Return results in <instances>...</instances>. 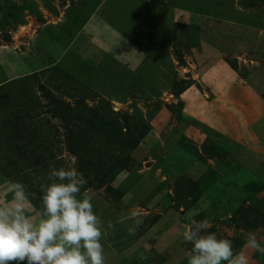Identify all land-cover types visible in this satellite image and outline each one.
I'll return each mask as SVG.
<instances>
[{
	"label": "rangeland",
	"instance_id": "374dc122",
	"mask_svg": "<svg viewBox=\"0 0 264 264\" xmlns=\"http://www.w3.org/2000/svg\"><path fill=\"white\" fill-rule=\"evenodd\" d=\"M243 1L254 0H1L0 85L5 86L0 88V208L12 204L16 191L3 169L15 175L17 167L23 168L25 192L35 190L34 201L42 207V187L48 183L50 169L66 167L74 160L87 181L82 195L91 196L103 222L106 264H188L192 244L183 240L184 230L204 219L199 211L196 217L173 206L175 201L185 204L191 198L179 179L192 182L181 173L216 167L219 160L231 170L227 180L233 176L260 192L255 200L237 202L236 192L226 206L223 201L209 206V231L231 239L234 252L246 251L250 264H264V255L243 247L250 232L264 239V204L259 203L264 199V118L253 125L246 123L255 107L264 106V54L253 52L257 43H263L259 37L264 30V0L250 6ZM208 44L223 50L229 70L243 79L233 85L228 81L233 77L219 68L210 71L213 79L226 76L222 124L232 129V139L220 126L221 117L217 120V113L221 116L223 111H216L210 99L205 103L195 91L187 101L183 94L194 83L203 92L195 72L215 65L203 63L216 59L205 53ZM223 69L229 71L227 65ZM176 82L188 86L181 90L174 86ZM246 91L253 98L243 104L229 98ZM54 97L74 110L88 106L100 111H141L150 130L129 152L133 161L119 182L104 165L115 161L118 152L113 147L101 142L92 146L90 154L69 151L70 144H78L74 136L68 138L71 132L95 134L79 121L55 116ZM187 103L194 119L186 114ZM241 125L245 131L235 142ZM35 130L33 145L29 138ZM211 135L223 140V148L209 165L205 158L216 147ZM36 154L43 159L37 167L32 163ZM89 159L101 163L92 166ZM117 186L121 196L111 190ZM215 187L207 191L204 185L197 192L207 195L218 191ZM26 197L30 215L43 218L42 208ZM214 197L204 198L205 207ZM137 219L142 222L137 224Z\"/></svg>",
	"mask_w": 264,
	"mask_h": 264
},
{
	"label": "clouds",
	"instance_id": "9594fccd",
	"mask_svg": "<svg viewBox=\"0 0 264 264\" xmlns=\"http://www.w3.org/2000/svg\"><path fill=\"white\" fill-rule=\"evenodd\" d=\"M47 180L42 187L43 218L30 215L20 185L12 204L0 208V264H106L103 222L91 196L82 195L87 181L75 161L52 167ZM193 223L195 227L183 233V240L192 244L188 264H250L246 251L234 252L231 239L209 231V220ZM243 247L264 255V239L255 232L247 235Z\"/></svg>",
	"mask_w": 264,
	"mask_h": 264
},
{
	"label": "trees",
	"instance_id": "16d2710c",
	"mask_svg": "<svg viewBox=\"0 0 264 264\" xmlns=\"http://www.w3.org/2000/svg\"><path fill=\"white\" fill-rule=\"evenodd\" d=\"M258 0H254L251 2L243 1L242 4L245 6H250L252 4H255V2ZM0 6H1V0H0ZM182 62H184L183 59H181ZM9 82H12L11 80ZM5 86L3 83L0 85V88ZM174 86H179L181 90H183L187 86L180 85L178 82L174 84ZM43 87V85H42ZM47 95L50 96V92L46 91ZM8 94H5L4 97L6 98ZM53 102L56 105V108L53 110L55 116H61L65 120L74 121V122H80L81 124H85L87 127V130L93 131L95 136H89L85 132H71L69 134L68 138H71L74 136V138L77 139L78 144L76 146L70 144L69 145V151L72 153H78L80 150H82L85 154H90L91 149H93V145L97 143H103L107 147H113L116 152H118L117 155H115V161H112L111 163H104L105 167L109 166L110 171L113 173V179L115 177H118L114 179L115 182H119L121 180V176L125 173H127L128 170V164L133 161L132 155L129 153L130 151H134L141 143V139H143L149 132L150 126L148 123L144 120L141 111L137 108V112L130 113V112H119L114 110H108L104 109L103 111H100V109L94 107H83L79 110H74L72 105L70 103H67L65 101L60 100L57 97L53 98ZM141 113V114H140ZM4 130H7L5 128ZM0 130V134L2 133ZM20 132V130H19ZM19 132H15L16 134L20 135ZM37 130H35L33 133L30 134L29 141L31 144L34 145V139L37 138ZM28 142V141H27ZM11 143V139H10ZM20 146V145H19ZM37 146H42L40 144H37ZM214 146H216L214 149L208 151L209 156H220L219 150L222 149L221 146L214 143ZM10 145H9V151H10ZM26 150H28L26 148ZM24 150V151H26ZM35 150V149H33ZM120 153H124L125 155H121ZM200 155V153H199ZM35 160L32 162L36 167L40 165L43 161L42 157H40V154L35 155ZM40 157V158H39ZM48 160V159H47ZM89 162L92 166H97L96 164H100L101 160H98L95 162L92 159H89ZM30 163V164H32ZM3 176L5 178L13 180V184L15 186L20 185L23 186L24 192H25V177L23 175V168L17 167L15 171V175L12 172H6L4 169L2 171ZM106 175V174H105ZM16 177V180L14 179ZM215 177L214 172L209 168L208 174L206 175V179L213 180ZM181 184L185 183L186 187L188 188L189 194H191V199L185 203V210L187 209L188 213L198 216L199 212H194L191 209L196 207L201 208L203 204H205L204 200L201 201V197L198 196L197 193V185H193L192 182H189L187 180L182 179V177L179 179ZM189 180V179H188ZM214 183H216V180H213ZM103 181H100V184H102ZM103 185V184H102ZM32 186L30 185V188ZM250 184L246 185V187H243L241 189H238V194L240 196L235 195V198H240L242 200H255V196H259V190L258 189H250ZM31 192L27 194L25 192V195H29L31 197V202L35 204L37 208L41 207L38 203L34 201L33 197V190L31 188ZM111 190L115 191L118 196H121V192L119 189V186L111 188ZM235 192V191H234ZM33 197V198H32ZM187 195L185 196V198ZM259 203L264 204V199L261 200ZM180 203L173 204L174 207H179ZM42 208V209H41ZM41 211L43 213V207H41ZM191 210V212H190ZM186 213V212H184ZM202 219H207L209 216L208 213L201 212L199 214ZM199 216V217H200ZM203 216V217H202ZM160 216L156 217L155 220H158ZM189 220V216H187V219Z\"/></svg>",
	"mask_w": 264,
	"mask_h": 264
},
{
	"label": "crops",
	"instance_id": "0c3cea01",
	"mask_svg": "<svg viewBox=\"0 0 264 264\" xmlns=\"http://www.w3.org/2000/svg\"><path fill=\"white\" fill-rule=\"evenodd\" d=\"M174 22H175V20H174ZM174 36H175V34H174ZM261 36H262V41L264 43V30H263V32L260 33V37L259 38H261ZM257 41H259V40H257ZM263 43H262V45H261V43L260 44L257 43V46H256V48L253 51L254 52V55L255 54H261V53L264 54V44ZM211 46H213V45H209L208 44V46L205 48L206 49L205 50V53H208V52L211 53V55H213L214 57H216V59L214 61L208 60V61H205L203 63L205 65V64H208L209 62H213L215 65L210 66L207 71L204 70L203 72H201V71L195 72V77H197L196 79L199 80L201 82V84L203 83L202 84V86L204 87L203 92L200 90V88L197 86V84L194 83L183 94H185V97L187 98V101H190V100H192L194 98V96H195V93L194 92L195 91L199 92L200 97H202V99L205 101V103L208 102L209 99H210V101L212 102L211 105L214 106V108H215L216 111H218V112L219 111H223V112L220 113L221 116H219V113H217V115H216L218 117L217 120L220 121V117H221V125L220 126L227 129V134L230 132L229 134H231V135L228 138H231L232 139V137L234 136L233 132H231L232 129L231 128H227V127L223 126V124H222V121L224 120L223 117H222V115L225 116V111H224L225 104H224V102L222 100L224 99L223 98L224 88L226 86L225 85V82L227 81L226 80V76H232L233 77L232 79H231V77H229V79H228V81L232 80V82L234 83L233 85H235L236 83H241V81L243 79H240V75H238L235 71L231 72L229 70L228 64L224 60V58H225V56H224L225 52L223 50L220 51L221 49L220 50L219 49H211ZM51 62H56V60L55 59H52ZM225 65H227V69L229 70V71H227V73H225L224 72V69H223L225 67ZM215 68H219L220 71L222 70L221 71L222 74L224 73V75H226L225 78L223 77L222 80H220L218 78H216V79L211 78L212 77V74L210 73V71L214 70ZM200 69H201V67H200ZM213 72H216V71L214 70ZM250 75L252 76L253 73H251ZM263 82H264V80H263ZM183 94H182V96H183ZM229 98L230 99L237 100L239 103H242L243 104V101L246 100L247 98L248 99L253 98V93L251 91H246V93L245 92H238V93H235L234 95H229ZM237 105H238L239 109H242L241 104H237ZM185 108H186V111H187L186 114L188 116H191L194 119V117L191 114L192 113L191 110H189L188 103H187V106H185ZM230 111L233 112V109H230ZM240 115H243V113L241 112ZM249 115L250 116H247L248 118L246 119V123L248 125H253L256 122L261 121L262 118H264V106H262L261 109H259V108L257 109L255 107V109H253L251 111V114H249ZM205 126L208 127L207 125L204 124L203 127H205ZM209 127H208V129L210 130ZM249 130H251V128ZM244 131H245V126L241 125L240 131H238V134H237V138H236L237 140L235 142H238L239 141V135L241 133H244ZM210 132H212V129L210 130ZM212 139L214 140V143L217 140V142H218V143H216L217 145H219V146L221 145V147L223 146L221 144V141H223V140L216 138V136H212ZM247 139L248 138H246V140ZM262 141H264V139ZM255 145H257V144H255ZM247 146H250V145L248 144ZM254 146L251 145V147H254ZM261 146L264 147V143L261 144ZM197 153L198 154L200 153V155L202 154L204 156V154L202 153L201 150H199V152H197ZM217 158H218V156H215V155L214 156H210V157H206L205 158L206 160L204 161V163L206 164V162L208 160L207 164L210 165V163L216 162ZM216 164L219 167L217 165H216V167H214L213 165H210V166H207V170H206V168L205 169L204 168L203 169H199V167H197L196 171H194V170L193 171H190L191 168H189L184 173H181V174H185L186 176H188L192 180V182H193L192 184L193 185H195V184L197 185V188H196L197 190H200L198 187L202 188V186H204V185L207 187V191L211 187H215L214 186L215 183L213 182V180H216V183L218 184V187H215V189L216 190L218 189V191H215V192H212V193H209L208 192L207 195H205L204 192H202V191H198L197 192V193H199V196H201V198H202L201 201L204 200L205 203H206V200L209 199V198H212L213 195L215 196L214 197L215 200L212 202V204L206 205V207H205V204H203L201 206V208H198V207H196V209L192 208L191 210L194 211V212H198V211L199 212H205V211H207V209L209 208V206H211L212 208H214L213 206H216L217 203L218 202L220 203L221 201H223L222 203L225 202L224 206H226V202L229 200V197H231L230 194L233 195V194H235L237 192L235 195L240 196L238 194V191L237 190L238 189H241L242 186H244V184L246 185V182H243L242 183V181L240 179L239 180L238 179H235V178H233V176L230 177L227 180L226 179L227 174L230 173L231 170H229L228 167H225L224 164H220V161L219 160L217 161ZM209 168L214 172V176H215V177H213L214 179L213 180H210V181H209V179H206L205 178L206 175L208 174V169ZM157 171H161L162 172L163 170L160 169V168H158ZM191 173H192V175H191ZM162 176H163V178L164 177L169 178V176H167V175H162ZM170 178H171V176H170ZM194 181H195V183H194ZM162 182H166V181L163 180ZM247 184H248V182H247ZM157 188H159V187H157ZM168 191H169L168 193H171L172 194V190L171 189H169ZM201 193H203V194H201ZM187 195H191V194L188 193ZM191 196H189V198ZM174 201H173V203H174ZM236 201L238 202V198H236ZM179 206H180L179 207V212L181 211V212H183V214H184V212H186V213L188 212L187 209L185 210V207H186L185 204L180 203ZM191 210H190V212H191ZM186 219H187V214H186L185 220ZM186 221H189V220H186ZM242 231H244V230H242Z\"/></svg>",
	"mask_w": 264,
	"mask_h": 264
}]
</instances>
